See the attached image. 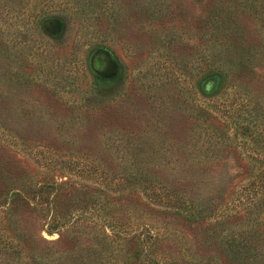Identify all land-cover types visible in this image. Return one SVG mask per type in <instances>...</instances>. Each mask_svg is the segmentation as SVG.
Here are the masks:
<instances>
[{
  "label": "rangeland",
  "instance_id": "1",
  "mask_svg": "<svg viewBox=\"0 0 264 264\" xmlns=\"http://www.w3.org/2000/svg\"><path fill=\"white\" fill-rule=\"evenodd\" d=\"M98 165L148 169L190 215L96 191ZM9 174L62 186L0 207V264H264V0H0Z\"/></svg>",
  "mask_w": 264,
  "mask_h": 264
},
{
  "label": "trees",
  "instance_id": "2",
  "mask_svg": "<svg viewBox=\"0 0 264 264\" xmlns=\"http://www.w3.org/2000/svg\"><path fill=\"white\" fill-rule=\"evenodd\" d=\"M217 76H219L220 79H223L222 77L224 76V74L222 72L210 71L203 75L202 80L206 79V77H212V78L216 77L218 79ZM227 78L229 79V76ZM199 90H203V87L201 86V82H200ZM136 169H138L139 171L141 170L142 172H139L138 170H136V172L133 171L134 172L133 176H137L135 181L128 182L126 181V178L124 176L123 182L122 180H119V182H113L109 180L108 177L110 176L105 170V167L98 165L94 168V171H93L95 183L93 184L94 187L93 186L92 187L95 188L96 191L106 188V189H109L115 192L125 191V189L128 192L134 191L135 188L142 189L141 196L147 202H149V204H153L158 207H163L166 210L176 209L180 213L186 214L187 216L190 215L191 208H193V206H191L190 199H188L187 195L183 197L181 195V191L175 188L177 191H173L172 196H169L168 194L169 198L168 196L166 197L162 195L159 196L157 192H160L161 190L163 191L171 190L173 185L168 184V183H164L163 185L157 184L155 183L156 174L151 173L150 171H148V169H145L144 171H143V168H136ZM1 172H3V170ZM11 175L12 174H9L8 176L3 177V178L2 176H0V207H5L4 208L5 214H7L8 217H10V218L7 217V221L11 223L14 218V215L18 214L19 212L21 213V212L28 211L34 214L33 211L37 210L38 207L43 204V201H41L42 199L41 195L42 194L46 195V188L48 189V193L52 191L53 193H56L61 190V189L58 190V188H60L62 185L57 184L55 182H37V181L32 180L31 182L19 183V180L15 179L13 175L12 176ZM65 183L67 184V182ZM78 185L80 187L84 186V184H81V185L78 184ZM56 200L57 199L55 197L53 199V204L54 202H56ZM42 213L43 211H41L40 213L39 212L36 213L38 215V219L41 222H43L40 229L43 228L48 232H52L54 231V229L55 230L60 229L64 224L66 225L67 222L71 221L72 219V216L62 215V216H57L56 221L48 223L49 220H46L45 215ZM71 214L72 212L70 213V215ZM5 225L6 224H4V226ZM4 249H6V251L10 250V248L6 246L4 247ZM4 249L0 248V252H2ZM11 249L12 251H15L14 247ZM19 249L23 250L24 249L23 245H21ZM29 253H30V250H29ZM29 257L32 258V260L36 258V254H34V251L33 253L31 252V255Z\"/></svg>",
  "mask_w": 264,
  "mask_h": 264
}]
</instances>
